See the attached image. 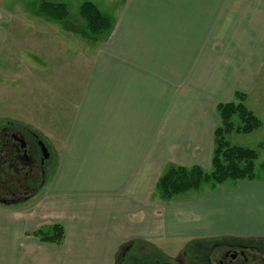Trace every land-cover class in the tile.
Wrapping results in <instances>:
<instances>
[{
    "label": "crops",
    "instance_id": "obj_1",
    "mask_svg": "<svg viewBox=\"0 0 264 264\" xmlns=\"http://www.w3.org/2000/svg\"><path fill=\"white\" fill-rule=\"evenodd\" d=\"M221 1L127 2L125 18L127 22L130 14V23L123 24L125 28L122 27L116 49L123 65L115 75L101 70L96 76L91 75L84 84L89 87L84 100L78 103L79 107L75 105L73 108L70 103L67 112L70 109L74 112L61 114L67 116V124L72 126L71 130H65L64 139H79L86 152L75 151L76 145L68 147L66 155L71 157V162L67 167H72L65 173L57 171L48 192L43 191L35 199L17 205L0 203V264H117L118 255L127 246L125 240L129 238L134 239L129 244L141 241L147 246L155 238L163 237L190 241L240 239L264 242L263 179L228 181L215 187L205 185L198 191L181 195L183 199L174 207L169 208L164 202L163 217L157 220L154 196L163 171L157 167L155 135H140L129 128L143 124L154 130L158 118L163 116L161 112L157 114V110L162 113L166 110L165 101L161 103L158 99L169 96L171 86L184 88L192 85L193 90L200 88L203 92L206 77L211 79L207 81L209 86L217 85L218 67H211L206 75L204 62L218 60L221 57L218 47L228 44L218 41L221 36H229L227 27L221 26L216 15L219 11L215 8ZM0 15L6 16L1 10ZM2 18L1 59L18 36L11 32V27L9 29L10 21ZM50 25L58 31L54 38L75 48V25L67 21L30 25L25 30L32 33L21 31L18 37L28 41L32 36L37 39V47L30 48L25 65L32 67V75L33 70L36 74H43L44 63L51 57V53H45L43 49L45 34L36 31V27L43 31ZM221 27L224 32L220 31ZM9 38L12 40L10 45ZM33 51L35 59L30 57ZM7 55L10 59L8 51ZM67 74L70 71L61 76L67 78ZM20 76L28 78L23 74ZM160 79L165 88L155 95ZM227 88L220 93L212 92L213 97H222L225 103L233 101L238 89L235 87V90L224 92ZM239 91L248 93L246 88ZM75 92L76 87L72 90L73 94ZM7 95L5 89L3 97L0 95V104L22 111L21 118L10 120L22 123L35 135H43L55 151L52 139L43 132V115L39 112L44 108L42 101L27 103L30 100L23 102L22 96L20 101L13 98L6 103ZM218 104L214 105L215 111ZM54 105L52 109L56 110ZM29 110L32 111L29 113ZM77 118L78 122L75 121ZM62 119L65 118H58L57 114L51 118L56 124ZM76 125L85 126L89 133L85 134L79 128L76 136ZM107 128H111L110 133ZM97 131L100 134L94 135ZM79 153L86 160L82 166L76 167ZM61 156L63 158V153ZM195 165L201 166L196 163L192 166ZM201 167L205 169V166ZM130 214L143 216V223L142 220L127 222ZM53 225L64 228L63 244L42 243L32 236L35 231Z\"/></svg>",
    "mask_w": 264,
    "mask_h": 264
},
{
    "label": "rangeland",
    "instance_id": "obj_2",
    "mask_svg": "<svg viewBox=\"0 0 264 264\" xmlns=\"http://www.w3.org/2000/svg\"><path fill=\"white\" fill-rule=\"evenodd\" d=\"M57 1L67 6L70 12V19L67 22L76 26L75 48L73 49L65 41L54 38V34L58 31L51 25L48 26L49 28L45 27L43 31L36 27V31L45 34L43 49L45 53L49 51L51 57L47 59V63H44L46 66L43 69V74H36L33 70L32 75V67H26L25 65L29 55L27 53L31 52L30 48L37 47L35 43L37 39L32 36L31 41L26 39L19 40L18 36L21 31L31 34L30 30L25 29L30 25H35V23L57 22L49 21L38 14L37 0H0V10L6 14V16L0 15V20L4 17L5 21H10L9 29L11 27V32H15L18 35L12 47L10 46V49L7 50L10 59L7 51L4 52L2 59L0 58V63L3 67L0 69V95L3 97L4 90H7L8 101L6 103L13 98L20 101L21 99L19 98L22 96L23 102L30 100L26 102L37 101V104H39L42 101V107L44 108L39 112L43 115V132L52 139L55 147V151H53L54 149H52L53 147L51 148L50 142L48 143L47 139L41 135L42 138L39 141L45 144L50 154L43 168L45 171L43 176L41 171L42 155L36 139L32 136L34 132L32 133L22 123L10 120L21 118V109H11V107L2 106L3 103L0 104V118L2 117L0 119V199L3 201L17 200L35 195L31 199L33 200L39 193L48 192L51 182L58 175L57 171L62 170L65 173L72 167H67V163L71 162V157L68 158L66 155L68 147L70 149L76 145L75 151L85 154L86 151L83 150L79 139L74 141L64 139L65 130H71L72 126L67 124V116L61 114L74 112L71 109L67 112V105L72 103L74 108L75 105L84 100L87 93L86 89L89 87L86 88L84 84L90 79L91 75L93 77L96 76V72H99V70L108 73V75H115L120 66L123 65L119 60L120 56H118L116 49L117 41L123 32V28H125L123 24L130 23V14L127 17L129 19L127 22L125 18L127 16L126 4L129 0ZM85 2L94 3L104 16L112 21L113 31L110 35L98 41L90 37V39L87 38L88 36L84 34V21L79 14L80 7ZM178 3L181 4L180 0H178ZM215 9L219 11L216 15L221 26H226L229 32V36H221L218 40L220 43H228L225 47H218L221 51L219 52L221 57L212 63L204 62V73L206 75L211 67L214 69L218 67V73L215 78L217 85H213L211 82L213 86H209L207 81H211V79L205 75L206 78L203 85L205 90L203 92L200 88L196 91L193 90L191 88L192 85L184 88H180L179 85H175L176 87L171 86L169 96L158 99L161 103L165 101L166 110L163 113L161 110H157V114L161 112L163 116L161 119L158 118L154 130L143 124L129 128L133 133L140 135L146 133L155 135L157 167L163 171L162 175L170 166L191 167L195 163L205 166L204 170L210 173L212 170L211 157L214 150V131L220 124V117L217 108L216 111L214 110V105L216 103H225L222 102L225 100L222 97L214 98L212 92L220 93L226 87L228 88L224 92H230L235 90L236 87L238 93L246 95V106L260 118L263 126L249 135L233 133L228 137V140L232 146L257 151L256 173L258 179L256 180H264V170L260 168L264 164V148L259 147L264 142V0H222L218 8ZM38 17L43 18V20ZM20 28L23 29L20 30ZM223 29L221 27L220 31ZM118 30L120 31L117 33ZM123 37L125 38L126 35L124 34ZM11 42L12 40L9 38V45ZM63 46L65 47L64 51ZM127 49L128 47H126ZM34 51L30 55L33 59H35ZM69 58L72 60L70 61ZM6 61L8 62L7 65L5 64ZM28 64L31 65V63ZM69 71L70 74H67L69 77L61 76ZM20 74L28 78L21 77ZM157 84L159 88L154 93L155 95H158L160 90L162 93L165 88L161 79ZM230 85L234 87L230 88ZM75 87L76 92L73 94L72 90ZM243 88L244 90L246 88L248 93L239 91ZM13 91H19V94L18 92L13 94ZM233 100H235V95ZM53 105L56 110L52 109ZM31 111L29 110V113ZM76 113H79V111L76 110ZM55 114L58 115V118L63 117L65 119H62L61 123H53L54 121L51 118H54ZM37 118L39 119V116ZM75 121L78 122L79 118ZM236 122L238 123V120ZM79 128L85 134L89 133L85 126L76 125V136ZM110 130L111 128H107V133H110ZM12 134L25 141L28 162L20 157V155L22 156L20 149H18L13 139L10 138ZM93 134L99 135L100 131ZM76 136L75 138H78ZM61 153H63V158ZM85 160L86 157L84 158L82 153H79V157L75 160L76 167L82 166ZM27 180L28 183L26 182ZM27 184L31 186L26 188ZM182 197L177 196L168 204L167 200H163L160 192L156 190L154 196L156 204L154 207L157 212L155 214L157 220H161L163 217L161 210L164 202L167 207L171 208L179 204L180 199H183ZM139 217L130 214L127 222L142 220L141 223H143L144 217ZM157 224H159L158 221ZM133 240L132 238L126 239L125 244L128 243L127 245H129ZM153 241L149 243L150 246L144 245L141 241L135 242V244L131 243L130 245H133L134 248L129 253L127 261L129 260L131 264L140 261H143V264H173L168 258L174 262L179 261L181 259L179 253L186 245V251L189 252L191 248H194L199 243L195 240H177L167 237L155 238ZM228 241L235 244L258 246L261 248L260 251L264 248V242L259 240L228 239ZM124 249H122V252ZM189 253V257H192L191 251ZM194 255L198 260V264H204L202 254ZM120 260L121 254L118 255L117 264H121ZM126 262L124 264H127Z\"/></svg>",
    "mask_w": 264,
    "mask_h": 264
},
{
    "label": "trees",
    "instance_id": "obj_3",
    "mask_svg": "<svg viewBox=\"0 0 264 264\" xmlns=\"http://www.w3.org/2000/svg\"><path fill=\"white\" fill-rule=\"evenodd\" d=\"M37 12L49 21L57 23H63L70 19L67 6L57 0H37ZM79 14L84 21L83 25L88 37L98 41L112 33V21L105 17L94 3H83ZM73 22L75 23V21ZM245 100V94L236 93L235 100L217 105L220 124L214 131L211 172H206L199 165L191 167L170 166L159 178L156 185L163 200L168 201L176 196L198 191L205 185L215 187L228 181H254L258 179L256 173L257 151L232 146L228 140V137L233 133L249 135L263 126L260 118L246 106ZM36 135L38 140L42 138L40 134ZM259 147L264 148V142ZM260 168L264 170V164ZM34 196L6 201L5 203L0 200V203L17 205L31 200ZM32 236L42 243L59 246L64 242L65 230L61 225H53L35 231Z\"/></svg>",
    "mask_w": 264,
    "mask_h": 264
},
{
    "label": "flooded vegetation",
    "instance_id": "obj_4",
    "mask_svg": "<svg viewBox=\"0 0 264 264\" xmlns=\"http://www.w3.org/2000/svg\"><path fill=\"white\" fill-rule=\"evenodd\" d=\"M12 136L13 134L10 135L11 139H13ZM32 136L36 139L38 148L40 149L41 152V148L39 146V142L41 141L38 140V137L35 134H32ZM13 141L17 145L18 149H20V154H22V156L20 155V157L23 158L24 161L28 162L29 160L25 159L23 156L24 152L20 147V143L15 141L14 139ZM46 161L41 163V171L43 173V176L45 172L43 168ZM26 182L28 183V180ZM30 186L31 185L27 184L26 188ZM6 201H14V200H5V202ZM195 241L199 243H197V245H195L194 248L190 249L192 257H189L190 251L189 252L186 251V247H187L186 245L179 253L181 258L179 261L176 259L177 261L174 262L170 258H168V260L173 262V264H198L197 263L198 260L194 254L200 253L202 254V259L204 261V264H264V252H263L264 248L262 251H260L261 248H259L258 246L230 243L228 239H208V240L200 239ZM124 248L125 249L121 253V260H120L121 264H124L127 261V257L129 253L133 250L134 246L129 244ZM152 248L156 249L155 247ZM126 263L131 264L129 260ZM135 264H143V261H140Z\"/></svg>",
    "mask_w": 264,
    "mask_h": 264
},
{
    "label": "water",
    "instance_id": "obj_5",
    "mask_svg": "<svg viewBox=\"0 0 264 264\" xmlns=\"http://www.w3.org/2000/svg\"><path fill=\"white\" fill-rule=\"evenodd\" d=\"M12 137L15 141L20 143V147L24 152L23 156L25 159H28L27 154H26V143H25V141L18 138L16 135H13ZM39 146H40L41 152H42V162H45L50 157L49 151H48L47 147L45 146V144H43V142H39Z\"/></svg>",
    "mask_w": 264,
    "mask_h": 264
}]
</instances>
